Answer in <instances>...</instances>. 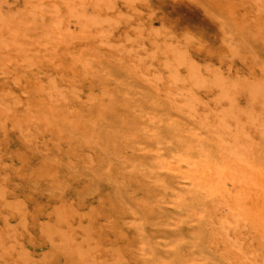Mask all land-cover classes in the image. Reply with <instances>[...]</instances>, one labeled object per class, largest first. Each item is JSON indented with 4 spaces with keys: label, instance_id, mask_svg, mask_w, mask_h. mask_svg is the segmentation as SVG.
Wrapping results in <instances>:
<instances>
[{
    "label": "clouds",
    "instance_id": "obj_1",
    "mask_svg": "<svg viewBox=\"0 0 264 264\" xmlns=\"http://www.w3.org/2000/svg\"><path fill=\"white\" fill-rule=\"evenodd\" d=\"M0 264H264V0H0Z\"/></svg>",
    "mask_w": 264,
    "mask_h": 264
},
{
    "label": "rangeland",
    "instance_id": "obj_2",
    "mask_svg": "<svg viewBox=\"0 0 264 264\" xmlns=\"http://www.w3.org/2000/svg\"><path fill=\"white\" fill-rule=\"evenodd\" d=\"M180 14H183L185 16L188 15L187 13V8L186 6H177L176 7V12L174 13V15H180ZM13 91L16 92L18 95L20 94V90L19 89H15L13 88ZM178 191H180V189H177ZM30 209H31V206H30ZM174 234L171 233L170 231L168 230H164L163 232H160L157 234L156 238H160V239H163V238H170L172 237Z\"/></svg>",
    "mask_w": 264,
    "mask_h": 264
},
{
    "label": "bare ground",
    "instance_id": "obj_3",
    "mask_svg": "<svg viewBox=\"0 0 264 264\" xmlns=\"http://www.w3.org/2000/svg\"><path fill=\"white\" fill-rule=\"evenodd\" d=\"M184 167H185L184 165H180V168H181V169H183ZM249 171H250V169H249Z\"/></svg>",
    "mask_w": 264,
    "mask_h": 264
}]
</instances>
